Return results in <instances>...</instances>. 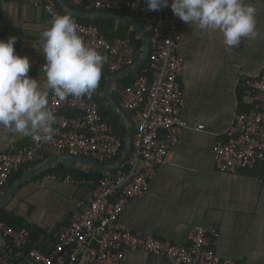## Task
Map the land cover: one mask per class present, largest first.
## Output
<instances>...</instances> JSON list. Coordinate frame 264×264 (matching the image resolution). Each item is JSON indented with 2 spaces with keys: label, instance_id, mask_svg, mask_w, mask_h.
Returning a JSON list of instances; mask_svg holds the SVG:
<instances>
[{
  "label": "crops",
  "instance_id": "0c3cea01",
  "mask_svg": "<svg viewBox=\"0 0 264 264\" xmlns=\"http://www.w3.org/2000/svg\"><path fill=\"white\" fill-rule=\"evenodd\" d=\"M61 1L74 8L65 0H57L64 11L68 12ZM170 3L171 0L169 6ZM246 3L256 9L258 34L252 39H242L232 49L225 48L219 31L205 33L184 22L178 52L185 60L180 83L186 100L182 116L187 126L150 180L149 189L130 199L119 221L136 233H149L179 243L189 241L194 226L214 225L219 230L215 248L221 258L241 264H264V160L231 174L217 168L213 152L216 140L225 136L236 113L252 105L253 97L244 79L264 72V0H246ZM49 25L45 10L27 2L0 0V39L16 37V53L29 57L28 75L41 85L45 82L42 68L45 60L40 36ZM116 82L112 85V95L120 104V94L116 98L113 90ZM95 93L110 112V118L121 121L127 129L124 118L107 96L106 85L102 88L99 82ZM68 110L71 109L63 112L67 114ZM125 112L131 120V114ZM200 124L205 128L198 129ZM30 138L13 136L0 127V151L22 148ZM63 155L43 154L32 161L46 164L33 174L37 176L31 175L0 205L45 229L46 241L58 236L61 226L80 212L94 189L91 180L65 182L54 179L53 173H43L60 165L86 172L95 168ZM141 164L139 160L137 166ZM6 191H0V198ZM15 249L0 233V252L15 259L19 256ZM122 264L174 263L150 252L125 250Z\"/></svg>",
  "mask_w": 264,
  "mask_h": 264
},
{
  "label": "built area",
  "instance_id": "2783aa9c",
  "mask_svg": "<svg viewBox=\"0 0 264 264\" xmlns=\"http://www.w3.org/2000/svg\"><path fill=\"white\" fill-rule=\"evenodd\" d=\"M15 1L45 10L50 22L62 14L57 0ZM71 2L88 11L128 9L139 15L151 36L146 73L119 89L121 107L131 114L136 131L133 141L136 151L127 161L128 168L107 174L80 212L61 226L55 247L48 255L32 249L19 264H122L125 250L150 252L174 264H241L219 256L215 248L219 230L214 225L194 226L189 241L179 243L149 233H136L119 221L130 199L149 189L150 180L187 126L182 116L186 100L180 83L185 60L178 52L184 22L173 14L170 6L149 11L145 0ZM76 22L86 44L107 57L105 63L112 74L134 64L136 51L130 39L110 41L97 25ZM244 82L253 97L252 105L236 113L225 136L218 138L213 146L217 168L231 174L264 160V72L248 76ZM98 98L96 94L91 98L69 96L60 100L50 94L49 106L57 116L53 138L48 142L30 138L22 148L0 151V190L15 171L43 154L86 157L105 164L114 161L122 150L123 139L111 123L104 121ZM64 109L75 110L77 114L68 115ZM197 128L203 129L205 125ZM52 177L65 182L87 181L71 175ZM0 233L17 249L26 246L30 239L29 229L16 228L2 220ZM18 255L11 259L0 252V264H18Z\"/></svg>",
  "mask_w": 264,
  "mask_h": 264
},
{
  "label": "clouds",
  "instance_id": "9594fccd",
  "mask_svg": "<svg viewBox=\"0 0 264 264\" xmlns=\"http://www.w3.org/2000/svg\"><path fill=\"white\" fill-rule=\"evenodd\" d=\"M149 11L169 6V0H145ZM173 14L205 33L219 31L226 49L244 38H255L256 9L246 0H171ZM70 14H57L42 31L45 63L43 85L28 75L30 59L16 53V37L0 39V127L13 136L50 141L57 116L49 95L91 98L99 87L107 57L86 44Z\"/></svg>",
  "mask_w": 264,
  "mask_h": 264
},
{
  "label": "trees",
  "instance_id": "16d2710c",
  "mask_svg": "<svg viewBox=\"0 0 264 264\" xmlns=\"http://www.w3.org/2000/svg\"><path fill=\"white\" fill-rule=\"evenodd\" d=\"M70 6H73L74 8L85 10L83 7L73 5L71 0H65ZM61 9V8H60ZM62 14H69L68 12L64 11L61 9ZM118 12L127 14V15H132L136 20H138L141 24V20L138 14L131 12L128 9H120ZM71 15V14H70ZM76 21L78 22H83V23H93L97 25L100 28L101 33L110 41H113L116 38H128L134 45L135 51H136V56L134 59V63L138 60L140 54L142 53V50L144 48V38L143 36L136 30L134 29L129 23L120 21L116 18H98V19H91V18H82V17H75L71 15ZM148 65V60L144 62V64L138 68L137 71L117 80L115 86H114V94L116 93V98H117V93L119 94V89L123 88L127 85H131L134 83L137 77L145 74V69L147 68ZM124 70V69H123ZM113 74L111 73L109 69V64L105 63L103 66V71H102V77L100 80V87L104 88L106 85V82L109 80V78ZM96 93L92 95L95 96ZM99 102H100V112L102 114V117L104 121H107L111 123L114 126L116 134L120 135L123 139V147L120 152V154L114 159L112 162H108L106 164L113 163L117 161L120 156L122 155L124 148H125V143H126V134H127V129L124 123L121 121L117 120L116 118H110V112L105 110L104 106L101 103V98L99 97ZM245 110V109H241ZM68 115H75L77 114L76 111L74 110H68L67 111ZM136 134V131L134 130V136ZM136 151L134 144L132 145L131 152L128 155V158L124 161L122 166L119 168H116L114 170H111L110 172H104L99 169H93L92 172H86L80 169L76 168H67L64 165H60L58 168L55 169H46L43 173H53L61 177H65L67 175H71L72 177L76 179H85V180H94L93 188H95L100 181L106 177L107 174L111 173H117L119 170H124L128 168L127 161L132 157L134 152ZM39 161L37 162H32V163H27L20 167L17 171H15L9 178L7 184L2 187L0 191L7 190L13 183L18 180L21 176H23L26 171L30 168H32L34 165H36ZM37 176V174L33 175V177ZM0 220L5 221L6 223L16 227V228H27L30 230V239L29 242L26 246H24L21 249H15V252L20 254V257L18 258L17 263L19 264L20 261L23 259L24 255L28 253L29 250H37L42 252L44 255H48L51 250L55 247L57 237L55 239H49L45 240L43 239V236H48V232L39 227L38 225L29 222L27 219H25L23 216L15 213L14 211H8L5 206H0ZM51 242V243H50ZM51 244V245H50Z\"/></svg>",
  "mask_w": 264,
  "mask_h": 264
},
{
  "label": "water",
  "instance_id": "95a60500",
  "mask_svg": "<svg viewBox=\"0 0 264 264\" xmlns=\"http://www.w3.org/2000/svg\"><path fill=\"white\" fill-rule=\"evenodd\" d=\"M66 10L68 11L69 14L75 16V17H82V18H91V19H97V18H102V17H113L117 18L119 20H122L124 22L129 23L131 26H133L144 38V48L142 50V53L140 54L138 60L125 68L124 70L114 74L112 77L109 78V80L106 83V93L110 101L113 103L115 106L116 110L119 112V114L124 118L126 124H127V129H128V134H127V139L125 143V148L120 156V158L115 161L114 163L111 164H102L96 160H92L90 158L86 157H79V156H71V155H63L68 158H74L77 160H80L82 162H85L87 164H90L91 166H94L95 168L102 170L104 172H110L111 170H114L116 168H119L122 166L124 161L128 158V155L131 152V148L133 145L134 141V126L130 120V117L127 115V113L122 109L121 105L115 100L114 96L112 95V85L119 79L135 72L140 68L144 62L148 59L150 49H151V36L150 34L144 29L143 25L135 20L132 16L125 15L119 12H102V11H88V10H81L77 8H72L66 5L64 2L61 1L60 3ZM46 162H41L34 166L31 170L26 172L21 178H19L17 181L11 185L6 193L4 194L3 197L0 198V205L4 204L6 199L8 198L9 195H11L23 182H25L31 175L36 173L42 166H44Z\"/></svg>",
  "mask_w": 264,
  "mask_h": 264
}]
</instances>
